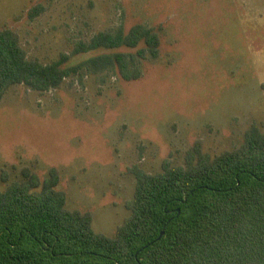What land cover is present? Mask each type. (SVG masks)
Wrapping results in <instances>:
<instances>
[{
  "label": "rangeland",
  "instance_id": "374dc122",
  "mask_svg": "<svg viewBox=\"0 0 264 264\" xmlns=\"http://www.w3.org/2000/svg\"><path fill=\"white\" fill-rule=\"evenodd\" d=\"M39 3L32 21L24 13ZM138 23L162 36L161 59L144 63L141 80L84 68L57 90L19 85L0 101V171L13 182L24 168L42 179L57 169L69 209L91 212L108 237L130 216L135 168L182 165L197 141L212 155L233 150L264 122V0H0V30L43 64Z\"/></svg>",
  "mask_w": 264,
  "mask_h": 264
},
{
  "label": "trees",
  "instance_id": "16d2710c",
  "mask_svg": "<svg viewBox=\"0 0 264 264\" xmlns=\"http://www.w3.org/2000/svg\"><path fill=\"white\" fill-rule=\"evenodd\" d=\"M44 12L39 3L24 14L33 21ZM161 50L160 31L138 23L100 31L43 64L4 28L0 101L19 85L57 90L84 68L139 81L144 63L159 61ZM100 52L69 66L74 57ZM133 172L130 216L108 237L94 230L91 212L69 209L57 169L42 179L24 168L13 182L0 171V264H264V122L252 124L233 150L212 155L197 141L182 165L168 159L155 174Z\"/></svg>",
  "mask_w": 264,
  "mask_h": 264
},
{
  "label": "water",
  "instance_id": "95a60500",
  "mask_svg": "<svg viewBox=\"0 0 264 264\" xmlns=\"http://www.w3.org/2000/svg\"><path fill=\"white\" fill-rule=\"evenodd\" d=\"M185 203V202H184ZM178 213H180V210L178 211ZM164 236V232L161 233V236L159 239H161Z\"/></svg>",
  "mask_w": 264,
  "mask_h": 264
}]
</instances>
